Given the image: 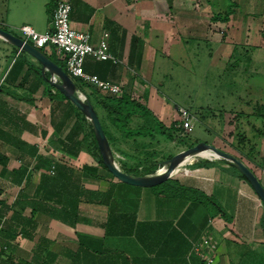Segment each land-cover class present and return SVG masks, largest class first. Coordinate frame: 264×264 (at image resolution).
Segmentation results:
<instances>
[{
    "label": "crops",
    "instance_id": "obj_1",
    "mask_svg": "<svg viewBox=\"0 0 264 264\" xmlns=\"http://www.w3.org/2000/svg\"><path fill=\"white\" fill-rule=\"evenodd\" d=\"M55 1L0 0V26L15 33L27 23L48 31ZM72 1L71 25L87 30L94 43L105 40L118 58L86 57L84 69L144 98L165 125L178 120V106L172 111L158 87L173 59L190 55V39L215 43L211 56L225 64L240 43L250 46L253 65L264 55V0ZM41 50L53 61L60 56L52 44ZM50 76L0 36V264H201L193 243L205 235L216 243L213 264H264V204L230 161L206 157L208 165H193L198 159L178 165L168 178L190 196H180L185 191L174 184L168 190L121 181L89 153L87 121ZM76 87L87 97L94 88ZM259 89L244 86L242 106L224 112L209 143L238 156L264 185ZM110 146L114 153L118 146L141 149L131 138ZM124 159L132 164L135 157ZM203 195L220 208L202 202ZM103 249L137 259H100Z\"/></svg>",
    "mask_w": 264,
    "mask_h": 264
},
{
    "label": "rangeland",
    "instance_id": "obj_2",
    "mask_svg": "<svg viewBox=\"0 0 264 264\" xmlns=\"http://www.w3.org/2000/svg\"><path fill=\"white\" fill-rule=\"evenodd\" d=\"M213 1L231 4L233 0ZM215 10L220 9L217 6ZM14 32L20 35L19 32ZM240 44H237L234 55L227 64L219 61L218 57L211 56L215 43L199 38L190 39V55L173 59L167 75L162 78L163 85L158 87L157 95L168 101L172 111L175 110V105L186 107L193 113L195 120L189 133L179 135L175 141L163 139L158 147L164 152L176 153L196 140L211 141L222 128L224 112L236 111L242 106L239 96L243 94L244 86L258 83L259 90L264 95V55L253 65L250 46H246L247 43ZM97 109L101 116V110ZM114 154L116 158L121 157L118 153ZM202 158L206 157L196 156V159ZM183 194L180 196H190L189 192ZM202 197L205 204L214 203L212 197Z\"/></svg>",
    "mask_w": 264,
    "mask_h": 264
},
{
    "label": "trees",
    "instance_id": "obj_3",
    "mask_svg": "<svg viewBox=\"0 0 264 264\" xmlns=\"http://www.w3.org/2000/svg\"><path fill=\"white\" fill-rule=\"evenodd\" d=\"M73 10V1L70 0ZM52 5L48 7L51 10ZM229 12L227 11L222 14L221 18H228ZM214 18L220 16V12H215L212 15ZM42 49L43 47H39ZM53 50H56L55 45H53ZM54 58L56 63L61 65L65 70V57L62 54ZM72 76L73 80L77 85H91L87 82H84L81 78ZM85 83V84H84ZM94 87V86H93ZM89 99L91 100L96 113L100 119L104 132L108 138L110 144L113 142H125L129 138L133 139L137 144V148L140 146L141 149L137 153L128 152L123 149L121 146H118V153L123 156L116 158L120 165L119 167L127 172L132 174H146L152 173L157 167L160 160L169 158L174 152L163 151L160 147V143L167 140H176L179 136L177 135L179 127L176 126L177 119L171 122L169 125H165L161 120H159L154 113L146 105L145 99L138 100L129 93L122 91L120 95L107 94L98 90L97 88H92L90 92L87 93ZM77 114H81L83 120L87 121V128H84L83 140L87 146L89 153L97 160V162L105 168L110 174L111 172L107 169L106 165L102 160V156L93 132L92 125L88 119L85 118L82 111L71 102ZM99 108L101 110V116L98 112ZM196 140L193 143H190L188 146H191L198 142ZM134 156L135 160L132 164H129L124 158L125 156ZM210 161L207 159H198L192 164L197 165H208ZM231 167L235 169L240 176L245 178V176L230 162ZM56 166V163L52 164ZM246 179V178H245ZM174 184L177 189L185 192H180L182 195L188 190L186 187L179 185L174 179L167 178L164 181L153 185L152 187L158 189H168ZM41 186V185H40ZM193 191H196L193 189ZM187 196V195H186ZM205 198L206 197L203 195ZM204 199H201L202 202ZM213 200V199H212ZM213 202L220 208V206L213 200ZM261 222L264 227V215L261 217ZM100 259H137L135 257L128 256L121 250L117 249H103L100 251Z\"/></svg>",
    "mask_w": 264,
    "mask_h": 264
},
{
    "label": "built area",
    "instance_id": "obj_4",
    "mask_svg": "<svg viewBox=\"0 0 264 264\" xmlns=\"http://www.w3.org/2000/svg\"><path fill=\"white\" fill-rule=\"evenodd\" d=\"M71 9L70 0H56L50 14V30L40 32L30 24L24 23L17 26L19 36L36 47H44L47 44L55 45L56 50L65 57L66 71L71 77H79L107 94L120 95L122 88L119 83L102 79L84 69L86 57L113 61H117L118 58L111 52L105 40L94 43L87 30L77 29L71 25ZM177 112L179 135L189 133L194 127L193 113L184 106H178ZM215 247V241L207 235L193 243V250L201 264H213Z\"/></svg>",
    "mask_w": 264,
    "mask_h": 264
},
{
    "label": "water",
    "instance_id": "obj_5",
    "mask_svg": "<svg viewBox=\"0 0 264 264\" xmlns=\"http://www.w3.org/2000/svg\"><path fill=\"white\" fill-rule=\"evenodd\" d=\"M0 36L20 49L28 52L36 60H38L42 67L51 73V76L49 77L50 83L59 89L86 115L92 125L104 164L107 169L119 180L140 186L156 185L170 177L172 171L177 168L178 165L183 163L184 158L188 156H196L202 150L210 149L216 154L215 157L224 158L230 161L233 166H235V168H237L245 176L264 204V185L252 169H250L235 154L225 151L206 141H198L191 146L177 151L169 158L160 160L159 165L161 166L157 167L152 173L132 174L121 169L115 160V154L112 151L108 138L91 100L89 97L80 94L77 91L76 83L67 71L61 65L50 59L39 47L34 46L29 41L24 40L19 35L2 28L1 26ZM194 160H196V157ZM162 167H164L163 170H161Z\"/></svg>",
    "mask_w": 264,
    "mask_h": 264
},
{
    "label": "bare ground",
    "instance_id": "obj_6",
    "mask_svg": "<svg viewBox=\"0 0 264 264\" xmlns=\"http://www.w3.org/2000/svg\"><path fill=\"white\" fill-rule=\"evenodd\" d=\"M215 155H216V154H215L212 150H210V149H206V150H202V151H201L198 155H196V156H201V157H215ZM196 156H188V157L184 158L183 163L188 162V161H189V162H190V161H193V160L195 159ZM164 167H165V166H164ZM164 167H162L161 170H163ZM177 168H178V167H177ZM177 168H175V169L172 171V173L175 172Z\"/></svg>",
    "mask_w": 264,
    "mask_h": 264
}]
</instances>
